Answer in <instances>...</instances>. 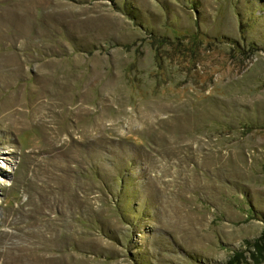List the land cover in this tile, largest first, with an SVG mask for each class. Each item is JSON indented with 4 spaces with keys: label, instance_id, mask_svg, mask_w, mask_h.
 Listing matches in <instances>:
<instances>
[{
    "label": "rangeland",
    "instance_id": "374dc122",
    "mask_svg": "<svg viewBox=\"0 0 264 264\" xmlns=\"http://www.w3.org/2000/svg\"><path fill=\"white\" fill-rule=\"evenodd\" d=\"M264 0H0V264H264Z\"/></svg>",
    "mask_w": 264,
    "mask_h": 264
},
{
    "label": "trees",
    "instance_id": "16d2710c",
    "mask_svg": "<svg viewBox=\"0 0 264 264\" xmlns=\"http://www.w3.org/2000/svg\"><path fill=\"white\" fill-rule=\"evenodd\" d=\"M250 247H252V251L250 252V256L256 260V262L261 261V257H264V243L260 242V240H256L253 242V244H250ZM243 257L242 252H234L229 257L226 264H242L241 259Z\"/></svg>",
    "mask_w": 264,
    "mask_h": 264
}]
</instances>
